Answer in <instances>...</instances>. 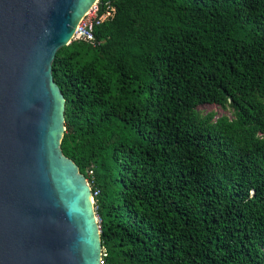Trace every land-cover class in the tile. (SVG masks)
Returning <instances> with one entry per match:
<instances>
[{
  "label": "trees",
  "instance_id": "trees-1",
  "mask_svg": "<svg viewBox=\"0 0 264 264\" xmlns=\"http://www.w3.org/2000/svg\"><path fill=\"white\" fill-rule=\"evenodd\" d=\"M102 1L53 77L105 263L264 264V0Z\"/></svg>",
  "mask_w": 264,
  "mask_h": 264
},
{
  "label": "water",
  "instance_id": "water-1",
  "mask_svg": "<svg viewBox=\"0 0 264 264\" xmlns=\"http://www.w3.org/2000/svg\"><path fill=\"white\" fill-rule=\"evenodd\" d=\"M98 0H0V264H101L86 177L62 151L58 52Z\"/></svg>",
  "mask_w": 264,
  "mask_h": 264
},
{
  "label": "built area",
  "instance_id": "built-area-1",
  "mask_svg": "<svg viewBox=\"0 0 264 264\" xmlns=\"http://www.w3.org/2000/svg\"><path fill=\"white\" fill-rule=\"evenodd\" d=\"M114 14L115 8L112 6L110 1L98 0L78 24L74 41H80L92 45L94 43V29L100 26L103 22L111 19ZM86 181L91 188V185L94 184L92 171H88ZM91 195L93 203H95L94 199L99 195V190H91ZM97 222L99 224L98 217ZM106 259L107 253L104 251V249H102L101 264H106Z\"/></svg>",
  "mask_w": 264,
  "mask_h": 264
},
{
  "label": "rangeland",
  "instance_id": "rangeland-1",
  "mask_svg": "<svg viewBox=\"0 0 264 264\" xmlns=\"http://www.w3.org/2000/svg\"><path fill=\"white\" fill-rule=\"evenodd\" d=\"M200 110L204 111L205 113H209V112H216L220 115H227V116H231L232 113L227 111V110H223L221 108H219L218 106H215V105H205V106H202L200 108Z\"/></svg>",
  "mask_w": 264,
  "mask_h": 264
},
{
  "label": "clouds",
  "instance_id": "clouds-1",
  "mask_svg": "<svg viewBox=\"0 0 264 264\" xmlns=\"http://www.w3.org/2000/svg\"><path fill=\"white\" fill-rule=\"evenodd\" d=\"M260 140L264 141V135H260Z\"/></svg>",
  "mask_w": 264,
  "mask_h": 264
}]
</instances>
